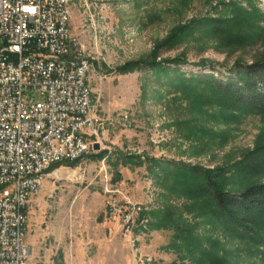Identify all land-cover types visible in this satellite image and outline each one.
Segmentation results:
<instances>
[{
	"label": "rangeland",
	"instance_id": "374dc122",
	"mask_svg": "<svg viewBox=\"0 0 264 264\" xmlns=\"http://www.w3.org/2000/svg\"><path fill=\"white\" fill-rule=\"evenodd\" d=\"M67 6L72 54L89 62L100 145L56 165L30 197L28 264H264V245L213 222L192 171L209 172L232 192L264 183V168L250 171L264 166V113L229 114L194 82L173 83L176 69L228 78L237 59L264 56V0ZM153 56L185 61L164 63L167 77L146 66L120 72ZM123 198L141 207L127 229L108 210Z\"/></svg>",
	"mask_w": 264,
	"mask_h": 264
},
{
	"label": "built area",
	"instance_id": "2783aa9c",
	"mask_svg": "<svg viewBox=\"0 0 264 264\" xmlns=\"http://www.w3.org/2000/svg\"><path fill=\"white\" fill-rule=\"evenodd\" d=\"M63 0H0V264H28L26 209L48 169L88 153L93 129L85 114V59L73 56ZM31 92L37 100L25 101ZM71 127L65 142L57 131ZM123 227L138 214L128 198L108 208Z\"/></svg>",
	"mask_w": 264,
	"mask_h": 264
},
{
	"label": "trees",
	"instance_id": "16d2710c",
	"mask_svg": "<svg viewBox=\"0 0 264 264\" xmlns=\"http://www.w3.org/2000/svg\"><path fill=\"white\" fill-rule=\"evenodd\" d=\"M169 61L178 65L184 62L185 58L177 57L174 60L158 61L156 56H153L150 60L144 59L125 64L120 68V72L146 66L161 69L167 77V68L164 63ZM176 70L173 73V83L190 84V87H193L191 84L194 82L195 87H202L215 97L216 101L211 100L210 103L217 105L223 112L237 115L264 113V56L254 58L250 64L237 59L230 68L234 75L228 78L199 73L186 76ZM61 163L52 165L47 173ZM257 166H252L255 169L250 170L251 173H258L264 168L260 166L262 168L258 170ZM192 171L202 182V191L198 195L199 198L209 202L212 210L210 217L213 222L225 226L250 243L264 245V183L250 184L239 192H232L226 190L223 184L209 172L195 171V169Z\"/></svg>",
	"mask_w": 264,
	"mask_h": 264
},
{
	"label": "bare ground",
	"instance_id": "6f19581e",
	"mask_svg": "<svg viewBox=\"0 0 264 264\" xmlns=\"http://www.w3.org/2000/svg\"><path fill=\"white\" fill-rule=\"evenodd\" d=\"M63 1L64 3L68 2V0H63ZM88 70H89V62L86 60V62H83V68H82L83 91L86 95H88V98H86V104H85V114H90V123H97L98 118H96V116L92 112L91 91H90V87L88 84V78H87ZM67 134H71V127H63V130L57 131V142H65ZM92 139L97 140V129H93ZM80 158L82 157H77V160ZM140 210H141V207L137 205V211H140Z\"/></svg>",
	"mask_w": 264,
	"mask_h": 264
},
{
	"label": "water",
	"instance_id": "95a60500",
	"mask_svg": "<svg viewBox=\"0 0 264 264\" xmlns=\"http://www.w3.org/2000/svg\"><path fill=\"white\" fill-rule=\"evenodd\" d=\"M93 150H98L99 149V144L98 143H94L92 146Z\"/></svg>",
	"mask_w": 264,
	"mask_h": 264
}]
</instances>
